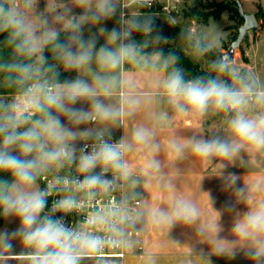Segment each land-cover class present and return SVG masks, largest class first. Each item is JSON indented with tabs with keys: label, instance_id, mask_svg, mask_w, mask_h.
<instances>
[{
	"label": "clouds",
	"instance_id": "1",
	"mask_svg": "<svg viewBox=\"0 0 264 264\" xmlns=\"http://www.w3.org/2000/svg\"><path fill=\"white\" fill-rule=\"evenodd\" d=\"M32 3L33 0H25L27 7ZM76 4L84 10L83 15H70L71 9H66L64 14L56 18V21L60 22L68 16L65 27L70 29V35L66 43L61 42L58 39V32L50 27L46 28L41 36H36L35 28L26 23L23 14L19 11L17 0H7V6L0 2V26L10 32L18 53L31 56L40 52L43 45L49 44L66 67L76 69L89 65L94 58L101 67L115 69L123 59L131 56L137 47L132 42L124 43L132 30L146 33L152 31L151 20H122L121 22L127 27L121 30L114 28L109 34L111 42H120L118 49L100 47L98 51H94L96 38L92 36L84 39L82 26L88 22H99L114 16L115 2L114 0H76ZM47 24V20L42 22V26ZM39 59L42 64L46 62L43 56ZM227 65L228 62L221 57L216 62V69L222 73L230 72ZM0 70L11 73L7 79L12 85L24 84L35 75L32 66L28 64L4 63L0 64ZM46 70L52 71V67L49 66ZM36 71L38 72L39 69ZM236 79L240 81L239 88L229 87L216 79L205 80L203 77L186 81L182 71L176 69L163 84L169 102L181 113L188 114L191 110L203 116L210 105L217 112L234 113L229 121L234 137L230 142L219 137L188 142L192 152L205 162H211L213 158L231 159L245 145L257 150L264 149V112L252 117L246 115V111L252 105L264 107V89L244 77L237 76ZM99 83L105 91L108 90L105 81ZM25 96L29 98V109L42 114L41 119L31 120L30 126L25 130L21 129L29 122V115L13 106L0 105V172L7 173L11 177V179L0 177V215L15 216L20 220V228L11 236L22 237L23 243L34 250L30 256L31 264H80L82 259L99 251L106 243L121 241H106L89 231L66 226L62 218H54L52 213L71 212L81 207L80 202L72 196H65L55 201L51 213L44 212L47 198L55 186L34 190L38 178L49 169L50 165L62 167L64 163H71L76 159L75 149L69 146V141L92 136L88 130L77 132L65 127L49 109L66 113L74 125L95 121L97 118L115 119L126 113L123 108L118 111L113 110L95 100L96 89L79 79L57 91L48 88L45 83L37 82L26 88ZM81 98L93 100L91 112L66 106L65 102L75 103ZM134 106L135 102L129 101V107ZM150 135L147 129H139L134 133L133 138L137 143H144ZM95 139L98 144L91 152H86L87 145L80 150L78 162L80 173H91L99 165L103 171L109 168L119 170L126 178L127 166L121 163V157L127 150L126 146L123 143L114 145L103 139L102 134H97ZM13 149L18 151L19 155L13 154ZM176 151L179 154L182 150L176 148ZM225 179L226 182L235 183L234 178L231 181L227 177ZM60 183L61 180L57 179L56 184ZM63 183L65 186L71 184L77 190L88 192L97 187H108L111 181L103 179L100 174H88L83 180L65 179ZM198 216V209L193 204L179 200L171 213H159L157 222L170 224L174 220H183L191 224ZM125 219L126 217L117 218V210H113L109 213L93 215L87 220V224L104 226L109 232L122 235L118 223H123ZM233 231L241 239L255 240V250L250 255L256 260L264 258V240L259 239L264 237V203H260L239 219ZM9 240L10 236L7 232L0 233V249L4 251L11 249L12 244ZM0 259L5 257L0 255Z\"/></svg>",
	"mask_w": 264,
	"mask_h": 264
},
{
	"label": "crops",
	"instance_id": "2",
	"mask_svg": "<svg viewBox=\"0 0 264 264\" xmlns=\"http://www.w3.org/2000/svg\"><path fill=\"white\" fill-rule=\"evenodd\" d=\"M127 1L114 0V16L83 24V38H96L94 51L100 47L117 50L120 42H111L110 32L114 28L121 30L127 27L122 20L138 19L132 9L135 4L131 3L125 9L122 7ZM17 6L26 23L33 21L34 25H31L37 36H41L46 28L65 26L68 16L60 22L56 18L66 9H71L70 15L74 16H81L84 12L77 6L76 0H33L30 7L26 6L25 0H17ZM243 6L248 13L246 6ZM44 20L48 24L42 26ZM221 20H225L223 35L217 45L206 44L211 48L219 49L220 43L231 36L233 30L229 32L226 27L234 24V21L225 12L220 19L212 18L208 25L201 27L209 28L213 21ZM192 21L197 27L195 20ZM259 30L256 34L249 32V42L242 45L249 62L241 60L242 52L237 49L239 52L236 50L233 62L229 64L230 70L233 64L238 67L231 70L233 74L237 75L243 70L248 79L254 82L250 54L251 51L256 54L258 45L264 40V31ZM66 31L70 29H59L57 32ZM258 35L262 36L258 38ZM124 43H129V38ZM40 52L43 53L44 48ZM61 69L72 72V79L56 85V90L77 79L83 80L96 89L94 99L106 104L114 103L115 110L123 108L126 113L116 118L117 127L109 134L120 137L126 146L121 159V163L127 166L125 179L131 191L141 198L142 205L132 223L134 240L133 245L127 247L126 244L124 264H252L243 261L264 264V258L256 260L250 255L255 250L256 241L241 239L233 231L239 219L264 203V149L257 150L245 145L231 159L213 158L211 162H205L192 152L188 144L189 141L214 137L230 142L234 137L229 121L234 113L217 112L211 105L203 116L191 110L188 114L181 113L169 102L163 87L170 75L169 69L161 65L157 55L139 53L136 49L115 69L101 67L95 58L79 69L68 68L61 61ZM99 81L106 82L107 91ZM239 87L240 83L236 85L233 82V88ZM129 101H134L135 106L129 107ZM261 112H264V107L252 105L246 115L252 117ZM139 129H147L151 133L144 143H137L133 138ZM176 148L182 151L177 154ZM225 177L229 181L234 178L235 183L226 182ZM179 200L190 202L198 209L199 216L195 222L188 224L183 220H174L170 224L158 223L159 213H171ZM259 239L264 240V237Z\"/></svg>",
	"mask_w": 264,
	"mask_h": 264
},
{
	"label": "rangeland",
	"instance_id": "3",
	"mask_svg": "<svg viewBox=\"0 0 264 264\" xmlns=\"http://www.w3.org/2000/svg\"><path fill=\"white\" fill-rule=\"evenodd\" d=\"M204 1V0H203ZM242 5L246 6L248 13H253L257 10L256 5L258 2L262 6H264V0H240ZM201 0H185V6L182 7L178 13H173L172 15H166L162 12L158 14H146L145 10L138 6L132 7L134 9L135 15H137L138 20H151L152 22V31L150 33H146L143 31L138 30H132L131 35L129 36V42L134 43L137 47L135 48L137 52L139 53H147L149 55H157L159 62L161 65L167 67L170 71V74L176 70L173 67L174 60L172 58L163 59L160 50L161 46L158 44V38L153 36L154 30L157 29L159 33V37L166 41L169 45L181 48L186 55L197 65L200 66L201 69L209 70L211 67V61L208 59H205L200 54L194 52L192 50V45L194 43L202 42L204 44H207L209 46L217 45L219 42L220 37L223 35V24L225 23V20L221 21H213L211 26L209 28H201L203 26L202 23L196 22L197 27H195V23L191 19L185 18L183 15L184 9H192L194 7H199ZM244 7V6H243ZM227 16V15H226ZM228 20V19H227ZM237 23L236 21L234 24ZM33 24V21L32 23ZM228 24H231L230 21H228ZM34 25V24H33ZM32 25V26H33ZM65 26L58 25L55 28H53L56 31L66 29ZM198 29V30H197ZM232 30V29H231ZM230 29H228L229 32H231ZM260 31V30H259ZM262 31V30H261ZM260 31V32H261ZM252 34V31L251 33ZM37 36V35H36ZM251 36V35H250ZM262 35H258L257 37L260 38ZM256 39V36L254 37V40ZM228 38L226 41H229ZM199 43V44H202ZM45 46V45H44ZM42 47V49L44 48ZM247 46V45H246ZM219 50L223 51L222 53H226L227 50L222 48V43H220ZM239 52V50H237ZM37 57L43 56L42 52L35 53ZM251 58L253 59V71H251L255 82L257 85L264 89V40L260 42L257 48V53L255 54L254 51H251ZM40 59H35L34 64L32 65V69L35 73L34 77L32 78L35 82L50 84V79L48 77H45L43 80H40V72L36 71V69H40L38 65V61ZM243 62V58L241 59ZM233 62V60L231 61ZM249 62V60H248ZM229 68V66H228ZM231 70H237L234 64L232 65ZM179 70H182L178 68ZM56 70L62 71L61 69V62L57 65ZM230 70V72L233 74V72ZM233 81L236 85L240 83L238 79L235 77L239 76V73L237 75L233 74ZM218 77V82H223L221 76ZM216 77V80H217ZM240 77V76H239ZM224 83V82H223ZM59 90V89H58ZM97 100V99H95ZM24 101L29 102V98L25 96V94L16 95V96H5L0 94V105H7V106H13L17 110L28 114L29 115V122L25 123L21 130H25L27 127L30 126V121L35 120L34 114L38 113V111H30L25 112L23 110V103ZM102 104H104L106 107L111 108L115 110L114 103L106 104L103 101L98 100ZM67 107L73 108V109H81L86 112L92 111V99H78L75 103H68L65 102ZM51 113L53 116L58 118L65 127L72 129L73 131L82 132L85 130H88L92 133V135L97 134H109L110 132H114L115 128L117 127L116 118L115 119H108V120H101L97 118L95 121H88L85 123H81L79 125H74L69 119L68 115L64 112L57 111L55 109H51ZM229 115H227L228 117ZM81 139L77 138L76 140L69 141V146L73 149H75V156L76 159H74L71 163H64L62 167H58L56 165H50L49 169L41 174V176L38 178L37 183L34 185V190H40L41 183L44 181L45 177H52V176H58L63 175L64 171H66L65 174H73V173H80L78 169V152L80 147ZM13 154L19 155V152L13 149ZM29 159L32 157H28ZM102 168L98 165L96 168H94L92 171H100ZM137 216V215H136ZM130 229L133 230V224L128 225ZM20 228V220L15 216H9L4 217L3 225L0 226V233L7 232L10 236L9 242L12 244V248L4 251L3 249H0V255L5 257V259H0V264H31L30 256L33 253V249L31 247L26 246L23 243V239L20 236L12 237L11 234L15 231H17ZM133 237H130L127 241V247L133 245ZM169 258H177L182 259V257H169ZM248 263H255L254 261H243ZM80 264H101L98 260H81ZM171 264V263H170ZM244 264V263H243Z\"/></svg>",
	"mask_w": 264,
	"mask_h": 264
},
{
	"label": "built area",
	"instance_id": "4",
	"mask_svg": "<svg viewBox=\"0 0 264 264\" xmlns=\"http://www.w3.org/2000/svg\"><path fill=\"white\" fill-rule=\"evenodd\" d=\"M135 4L150 14H158L160 12L166 15H172L178 13L179 10L185 6V0H129L122 4L125 9L129 4ZM48 88L53 91L56 90V85L46 84ZM29 102L24 101L23 110L30 112L28 107ZM103 139L109 141L114 145H119L122 142L121 138L113 134L102 133ZM96 135H92L90 138L81 139L78 157L80 156V150L85 145L86 152H91L92 148L98 144L95 139ZM124 155V153H123ZM123 155L121 159L123 158ZM88 174H100L102 178L111 181L108 187H97L88 192L77 190L71 184L65 186L63 181L79 179L83 180L85 175ZM57 179L61 180L60 184H56ZM50 185H54L51 195L47 198V205L44 212L51 213L52 205L55 201L64 198L65 196H72L77 199L81 207L71 212L57 211L52 213L54 218H62L66 226L74 229H82L91 232L93 235L99 236L106 241H121L120 243L108 242L99 251L85 257L82 260H98L101 264H124L127 257L126 244L130 237L134 236V231L128 227L132 224L135 216L138 214L142 205V200L128 187L125 177L122 173L115 172L111 169L107 171H92L91 173H73L63 174L52 177H45L42 182L40 190L49 188ZM63 189V190H61ZM113 210H117V218L126 217L123 223H118V228L122 235H115L108 231L104 226H92L87 224V220L93 215L98 213H109ZM43 215V213H42Z\"/></svg>",
	"mask_w": 264,
	"mask_h": 264
},
{
	"label": "trees",
	"instance_id": "5",
	"mask_svg": "<svg viewBox=\"0 0 264 264\" xmlns=\"http://www.w3.org/2000/svg\"><path fill=\"white\" fill-rule=\"evenodd\" d=\"M0 2L5 3L7 6V1L0 0ZM257 10L255 12V16L259 22V29L264 31V6L261 4H257ZM227 12L229 14V18L232 21H236L237 23L227 26L226 29H232L233 32L229 37V41H222V48L227 50L231 41L236 39L238 35V28L243 24L239 13L238 6L234 0H204L200 3L199 7H194L192 9H184L183 15L185 18L195 20L197 22L202 23L203 25H208L210 19H220L223 13ZM153 36L158 38V44L161 46V56L163 59L172 58L174 60L173 67L174 69H182V74L184 79L194 80L196 78L203 77L205 80L207 79H216L217 76H221L224 84L229 87H233V77L234 75L231 72L222 73L216 69V62L219 60V56L222 52L218 48H211L206 44L194 43L192 45V50L205 59L211 61V67L209 70L201 69L199 65L195 64L181 49L174 46L169 45L166 41L162 40L159 37L158 30H154ZM70 31L58 33V39L61 42L66 43V39L69 36ZM256 34V31L254 32ZM249 42V36L245 39L244 43ZM242 52V58L244 62H248V58L245 56V52L243 47L239 48ZM43 57L45 59V63H41L38 61L39 72H40V80H43L45 77L50 79V84L60 85L66 83L69 79H72V72L68 71H58L56 70L57 65L62 61L57 54L52 50V46L49 44H45ZM36 56L35 54L28 56L25 54L18 53L15 50V41L11 39L10 32L4 30L2 26H0V64L4 63H21L33 65L35 62ZM51 66L52 71H47L46 69ZM10 72H6L4 70H0V94L5 96H16L25 94L26 88L33 85L35 82L33 79L27 81L21 85H12L8 82L7 76L10 75ZM240 77L246 78L248 81H251L247 77V73L245 71H241L239 73ZM51 112V109H49ZM35 119H41L42 114L36 113L34 114ZM64 174L66 171L63 172ZM0 177L11 179L9 174L0 172ZM42 185V183H41ZM4 216L0 215V226L3 225Z\"/></svg>",
	"mask_w": 264,
	"mask_h": 264
},
{
	"label": "water",
	"instance_id": "6",
	"mask_svg": "<svg viewBox=\"0 0 264 264\" xmlns=\"http://www.w3.org/2000/svg\"><path fill=\"white\" fill-rule=\"evenodd\" d=\"M238 6V13L243 21V24L238 28V35L236 39L231 41L227 52L222 53L219 58H223L228 62V65L233 60L234 54L237 49H239L245 42V39L249 36V32H255L259 29V22L255 16V14H248L245 12V9L240 0H234Z\"/></svg>",
	"mask_w": 264,
	"mask_h": 264
}]
</instances>
